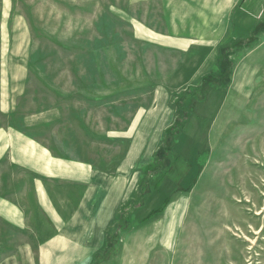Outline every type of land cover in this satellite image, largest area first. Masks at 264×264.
<instances>
[{
	"label": "rangeland",
	"instance_id": "rangeland-1",
	"mask_svg": "<svg viewBox=\"0 0 264 264\" xmlns=\"http://www.w3.org/2000/svg\"><path fill=\"white\" fill-rule=\"evenodd\" d=\"M242 1L0 0V127L18 139L110 170L159 104L176 110L156 157L170 166L145 171L105 264H264V0L250 16ZM188 110L212 120L191 126L195 161L174 172ZM166 176L189 204L163 245L148 224Z\"/></svg>",
	"mask_w": 264,
	"mask_h": 264
},
{
	"label": "crops",
	"instance_id": "crops-1",
	"mask_svg": "<svg viewBox=\"0 0 264 264\" xmlns=\"http://www.w3.org/2000/svg\"><path fill=\"white\" fill-rule=\"evenodd\" d=\"M243 1L240 11L249 15L244 6L252 1ZM157 108L129 132L127 149L110 170L58 157L51 149L37 146L30 134L18 139L12 128L0 127V264H100L99 257L103 263L109 262L118 215L141 186L147 168L155 165L154 173L147 175L159 174L157 150L165 131L176 121V110L168 104ZM188 112L181 139L175 145L176 159L169 169L174 172L177 165L185 167L195 161V144L188 146L192 143L191 126L206 127L212 120L205 113L192 119ZM170 181L168 176L156 177L154 185L161 187V193L155 197L162 205V214L148 224L153 225L150 237L163 245L178 234L189 204L187 194L172 197L163 189ZM178 181L175 185L180 186ZM145 213L137 212L133 217ZM166 221L170 227L165 231ZM136 234L132 233L131 239ZM138 236L139 242H146L143 232Z\"/></svg>",
	"mask_w": 264,
	"mask_h": 264
},
{
	"label": "trees",
	"instance_id": "trees-1",
	"mask_svg": "<svg viewBox=\"0 0 264 264\" xmlns=\"http://www.w3.org/2000/svg\"><path fill=\"white\" fill-rule=\"evenodd\" d=\"M204 82V81H203ZM201 99V98H200ZM187 118V116L185 117V120H184V122L188 119H186ZM183 122V123H184ZM175 126H174V128H172L170 131L171 132H174L175 131ZM167 148H171V147H169V146H166ZM169 150V149H168ZM162 161H163V163H164V157H162V159H161ZM165 164H167V163H165ZM170 165L168 164V165H164L163 167V169H165L166 167H169ZM162 168H159V169H157V173H159V172H163L164 170H163ZM131 207V203H128L127 205H125L124 207H123V209H122V212L124 213V215H123V217H126L127 216V214H126V212H125V210L127 211L129 208ZM158 211H160V210H158ZM150 217V216H149Z\"/></svg>",
	"mask_w": 264,
	"mask_h": 264
}]
</instances>
